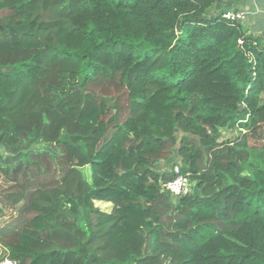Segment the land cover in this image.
Listing matches in <instances>:
<instances>
[{"label":"trees","instance_id":"1","mask_svg":"<svg viewBox=\"0 0 264 264\" xmlns=\"http://www.w3.org/2000/svg\"><path fill=\"white\" fill-rule=\"evenodd\" d=\"M215 1L0 0V261L264 264V41Z\"/></svg>","mask_w":264,"mask_h":264},{"label":"crops","instance_id":"2","mask_svg":"<svg viewBox=\"0 0 264 264\" xmlns=\"http://www.w3.org/2000/svg\"><path fill=\"white\" fill-rule=\"evenodd\" d=\"M236 11L245 14L241 24L251 36L260 37L264 41V0H216L207 11L208 17Z\"/></svg>","mask_w":264,"mask_h":264},{"label":"built area","instance_id":"3","mask_svg":"<svg viewBox=\"0 0 264 264\" xmlns=\"http://www.w3.org/2000/svg\"><path fill=\"white\" fill-rule=\"evenodd\" d=\"M222 16L232 22H241L245 18L244 13L236 11H226ZM173 172L176 174V178L165 184L166 189L176 198L189 194L191 192L190 179L187 175L182 174L180 163L173 166ZM0 264H15V262L5 257L0 261Z\"/></svg>","mask_w":264,"mask_h":264},{"label":"rangeland","instance_id":"4","mask_svg":"<svg viewBox=\"0 0 264 264\" xmlns=\"http://www.w3.org/2000/svg\"><path fill=\"white\" fill-rule=\"evenodd\" d=\"M232 135L231 134H229V133H226L225 134V138H230ZM170 165H164V168H168ZM85 173H86V175H87V177L88 178H90V172H89V168H85ZM190 184H191V192H193L194 191V189L196 188V185H197V182L196 181H190ZM96 204V206H99L102 210H104V211H107V212H110L111 211V209H112V205L110 204V203H106V202H96L95 203ZM15 215V210H9V211H7L6 212V214H5V219L6 220H8V218H10V217H12V216H14ZM0 223H3L2 221H0ZM2 250H4V248H2L1 246H0V259H2ZM4 257H5V254H4Z\"/></svg>","mask_w":264,"mask_h":264},{"label":"water","instance_id":"5","mask_svg":"<svg viewBox=\"0 0 264 264\" xmlns=\"http://www.w3.org/2000/svg\"><path fill=\"white\" fill-rule=\"evenodd\" d=\"M74 89H77V87H76V88H74ZM239 108H240V110H241V109H242V106H240Z\"/></svg>","mask_w":264,"mask_h":264}]
</instances>
